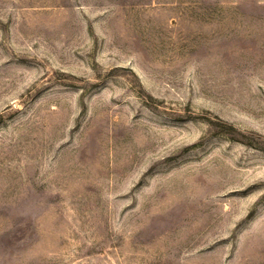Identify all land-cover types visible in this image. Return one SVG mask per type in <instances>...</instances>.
<instances>
[{
  "label": "rangeland",
  "instance_id": "1",
  "mask_svg": "<svg viewBox=\"0 0 264 264\" xmlns=\"http://www.w3.org/2000/svg\"><path fill=\"white\" fill-rule=\"evenodd\" d=\"M0 264H264V0H0Z\"/></svg>",
  "mask_w": 264,
  "mask_h": 264
}]
</instances>
